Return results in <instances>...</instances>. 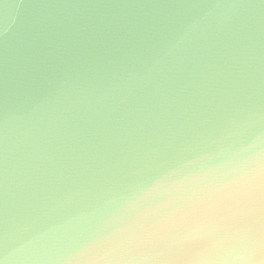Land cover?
<instances>
[{
    "label": "water",
    "instance_id": "water-1",
    "mask_svg": "<svg viewBox=\"0 0 264 264\" xmlns=\"http://www.w3.org/2000/svg\"><path fill=\"white\" fill-rule=\"evenodd\" d=\"M261 133L264 0H0L10 248Z\"/></svg>",
    "mask_w": 264,
    "mask_h": 264
},
{
    "label": "clouds",
    "instance_id": "clouds-1",
    "mask_svg": "<svg viewBox=\"0 0 264 264\" xmlns=\"http://www.w3.org/2000/svg\"><path fill=\"white\" fill-rule=\"evenodd\" d=\"M0 264H264V133L165 167Z\"/></svg>",
    "mask_w": 264,
    "mask_h": 264
}]
</instances>
